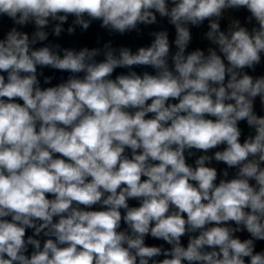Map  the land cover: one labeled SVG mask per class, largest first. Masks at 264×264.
Returning <instances> with one entry per match:
<instances>
[{
	"label": "clouds",
	"instance_id": "obj_1",
	"mask_svg": "<svg viewBox=\"0 0 264 264\" xmlns=\"http://www.w3.org/2000/svg\"><path fill=\"white\" fill-rule=\"evenodd\" d=\"M93 24L150 43L77 47ZM258 245L264 0H0V264H264Z\"/></svg>",
	"mask_w": 264,
	"mask_h": 264
},
{
	"label": "trees",
	"instance_id": "obj_2",
	"mask_svg": "<svg viewBox=\"0 0 264 264\" xmlns=\"http://www.w3.org/2000/svg\"><path fill=\"white\" fill-rule=\"evenodd\" d=\"M3 25H4V30L6 31L8 27H11V21L5 19L3 21ZM164 26L168 27V30L170 32V38H174V29L171 28V26H167L166 22H164ZM154 28L155 26H153L152 29H148L146 31L154 30ZM28 30L30 31L31 29H28ZM193 34H194V42L191 46V49H194L195 47H198V46L202 48L206 47V42H201L200 40V34H201L200 31L194 29ZM98 38H100L101 40V45L103 42L111 38L114 41V46H117V47L128 46V47H131L133 51H135L136 48L140 46H146L150 43V39L146 35L143 38H138L135 33H132L130 35H125L123 37H120L118 35L114 37H109V35L104 30L99 28L98 24H93V26L89 29V31L83 35L78 33L77 36L74 38V42L77 47L79 46H88V47L101 46L96 43ZM64 42L66 44L70 43V41L67 38H65ZM122 71H125V70L118 69L117 73L122 72ZM137 71L140 72L142 71V69H137ZM149 71L151 70L149 69ZM261 73H262V69L258 68L257 72L254 73V75H259ZM257 109H259L258 101H257ZM191 162L192 161L190 160L189 163ZM220 167H223V165H221ZM129 203H130V206H138V202L136 201H130ZM182 242L186 245L187 239L184 238ZM160 243H162V241H155L151 239L150 237L146 238V244L148 245H153V244L159 245ZM260 247H264V245H258V250Z\"/></svg>",
	"mask_w": 264,
	"mask_h": 264
}]
</instances>
